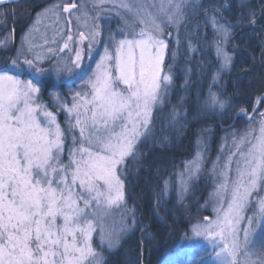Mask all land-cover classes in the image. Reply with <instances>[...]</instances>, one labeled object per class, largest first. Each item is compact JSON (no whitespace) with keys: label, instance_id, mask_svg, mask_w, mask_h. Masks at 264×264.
Segmentation results:
<instances>
[{"label":"snow or ice","instance_id":"1","mask_svg":"<svg viewBox=\"0 0 264 264\" xmlns=\"http://www.w3.org/2000/svg\"><path fill=\"white\" fill-rule=\"evenodd\" d=\"M10 2L16 0H0V7ZM232 9V0H56L36 14L15 55L0 67V264H108L136 231L139 251L127 264H145V239L157 237L128 206L129 162L139 169L142 144L149 150L171 146L172 133L186 131L190 114L197 122L223 119L234 108L223 90L212 89L232 67L226 48L235 30L264 22V0H236L234 22L225 15ZM105 13L117 20L107 35ZM201 17L203 27L213 30L220 67L191 110L181 107V97L165 115L174 84L167 54L175 63L185 41L186 55L197 51L192 41ZM173 39L177 47L170 49ZM192 71L185 69L182 88ZM261 107L264 94L251 113L239 110L237 117L247 116L249 123L225 130L214 160L208 129H200L193 157L183 161L175 180L162 178L157 185L158 216L171 192L183 205L206 168L213 183L205 205L211 203L212 215L187 225L179 238L184 244L166 257L167 264H264ZM58 113L65 115L63 124ZM173 239L170 233L165 243ZM197 248L204 252L199 258L193 256Z\"/></svg>","mask_w":264,"mask_h":264},{"label":"rangeland","instance_id":"2","mask_svg":"<svg viewBox=\"0 0 264 264\" xmlns=\"http://www.w3.org/2000/svg\"><path fill=\"white\" fill-rule=\"evenodd\" d=\"M21 0H16V2L8 3L7 5L16 4ZM56 0H50L47 4H43L40 6L37 11L31 16L28 20V24L22 34L19 36L15 43H14V51L12 53V57L16 53V49L19 48L21 43V37L28 31L29 27L33 24L34 18L36 14L41 12L43 8L47 7L51 3H55ZM204 4L212 3L213 0H202ZM223 2V0H220ZM234 3V0H232ZM256 3V0H254ZM259 5L257 4V8ZM235 8L230 10L229 13H226V18L230 22L233 21V13ZM95 13H93L94 15ZM111 16V22L109 23V17ZM201 19V27L198 33H194L193 37V46L197 48L195 53H188L185 54L187 48V41L184 42V46L181 48L180 53L177 55L175 63L171 59V51L167 54L168 64L173 65L172 72L174 75V84L171 89V94L169 97V104L168 107L165 109V115L167 111L171 109L172 105H180V98H185V103L181 105V107L188 108L191 110L194 105L193 102L197 98L199 93L207 94L209 91V85L212 83V75L220 67V64L216 58L215 47L213 44L214 34L211 26L209 25L207 29L203 27V17ZM103 24L105 28V35L108 34V31L111 29H115L117 27V20L112 13H105L103 17ZM63 26V25H61ZM253 31L246 32L245 39L238 44V42L232 40L227 45L226 50L233 55V64L230 70H226L221 74V79L219 83L214 87L213 91L223 90L224 95L231 99L234 108L231 109L223 119H220L217 116L215 119L212 117H201L199 118V122L195 120L196 123V133L200 129H208L205 133L206 136L209 138V151L211 155L209 156V160H214L220 148V144L222 142V138L225 136L227 130L231 132L233 129H244L248 125V118L247 116L238 118L237 113L241 108H244L248 113L252 112L253 106H255V102L257 97L261 94H264V91L259 92L260 88L264 90V56L261 55L264 52V22L258 24L255 27L250 26ZM43 31V29H41ZM49 37H51L52 33L49 31ZM196 37L199 38V43H197ZM256 39V43L252 44V48L248 47V40ZM37 42H42L40 35L37 34ZM258 40V41H257ZM11 43V40H10ZM62 43V41H61ZM177 47L175 40L173 39L170 43V49H175ZM98 59V57H97ZM253 65L250 68H244V64L248 61H251ZM48 67L47 64L44 65ZM167 66V65H166ZM185 69H192L191 77L189 86L187 89L182 88L185 83V76L186 72ZM25 79L27 77H24ZM79 83V82H78ZM77 85H72L73 88H76ZM60 93H62L65 97H68V100H71L67 87H61L58 89ZM48 95L45 93V100H47ZM53 110L54 109H50ZM260 111H264V107L260 108ZM258 116V113L256 114ZM57 119L61 124H63L65 120V115L63 113L57 114ZM193 118L190 114V121ZM160 121H157V131L160 128ZM196 136V135H195ZM196 140H193V152L186 160H189L193 157L196 151ZM185 160V161H186ZM183 168V165L182 167ZM180 168V169H181ZM178 169V170H180ZM177 170V171H178ZM176 171V172H177ZM172 180H175V175L169 177ZM168 179V178H167ZM213 190V183L210 177L209 171L206 168L205 171L202 173L201 178L198 181L193 182L191 186L190 192L186 195L185 199L183 200V205L177 202L176 196L174 192H171L168 199L171 196H174L177 208L178 216L185 217L186 224L193 222L196 218L202 219L204 216H211L212 215V205L211 203H207L206 209V201H209V193ZM129 206V204H128ZM130 207V206H129ZM131 208V207H130ZM118 216V214H117ZM139 218V215L137 213ZM187 227V226H186ZM186 228L182 229L180 233H174L173 239L171 242L169 241L167 244L170 243L169 247L163 250L166 254L163 255V258L158 261L157 264H167L166 257L171 254L180 244H184V241H181L179 238L181 234L185 231ZM150 236L153 235L152 233L149 234ZM151 241V240H150ZM171 243H173L171 245ZM165 244V240H153V247L155 245L161 246ZM172 249V250H171ZM144 251V249H143ZM204 255L202 249H194L193 256L199 258ZM143 259L144 262L146 261V256H144L143 252ZM181 264H188L187 259H182Z\"/></svg>","mask_w":264,"mask_h":264},{"label":"trees","instance_id":"3","mask_svg":"<svg viewBox=\"0 0 264 264\" xmlns=\"http://www.w3.org/2000/svg\"><path fill=\"white\" fill-rule=\"evenodd\" d=\"M49 1L21 0L14 5L0 7V12L3 13V15H0V41H3L5 37H12V33H14L15 43V40L25 30L31 16L40 6L47 4ZM235 3L236 0H234L233 9L235 8ZM249 31H253L250 26L237 28L233 40H237L236 42L240 44L242 39H245L244 34ZM10 40L6 48L0 47V67L9 63L12 57L14 43L12 42V38ZM254 42L256 43L255 38L250 41L248 40V47L252 48ZM251 62L252 60L247 61L244 64V68H250L253 65ZM262 91H264L263 88H260L259 92ZM195 120L190 121L189 127L183 134L176 135L175 132L172 133L174 141L167 148L156 147L149 150L150 145H140L146 154L142 158L139 169L133 167L132 162H129L132 172L129 175V182L127 184V203L130 207H135L139 219L142 220L143 224L151 225L149 234L155 235L157 237L156 241L165 240L170 233L178 234L187 226L185 217L182 214L181 216L177 214L174 196L165 199L166 202H162L159 209V215H154V194L159 190L157 185H162V178L167 179L174 176V173L182 167L183 161L189 158L193 152V140L196 138L195 133L197 128ZM157 132L159 133V131ZM141 238V233L136 231L124 242L123 248L120 251L108 257V264H127L129 256L134 257L139 251L138 241ZM167 245L169 247L170 243H165L161 246L155 245L153 247V240L145 239L143 244V252L144 256H146L145 264H157L163 258V255L166 254L163 250L167 248Z\"/></svg>","mask_w":264,"mask_h":264}]
</instances>
